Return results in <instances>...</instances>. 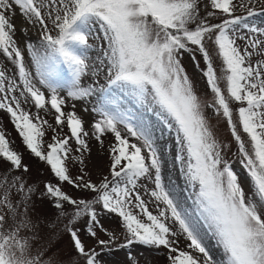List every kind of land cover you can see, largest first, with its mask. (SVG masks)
<instances>
[{"label": "snow or ice", "instance_id": "obj_1", "mask_svg": "<svg viewBox=\"0 0 264 264\" xmlns=\"http://www.w3.org/2000/svg\"><path fill=\"white\" fill-rule=\"evenodd\" d=\"M262 13L264 0H0V111L52 177L29 182L0 131V264H140L136 245L167 264H264ZM93 100L86 128L75 102ZM93 144L106 171L88 167Z\"/></svg>", "mask_w": 264, "mask_h": 264}, {"label": "rangeland", "instance_id": "obj_2", "mask_svg": "<svg viewBox=\"0 0 264 264\" xmlns=\"http://www.w3.org/2000/svg\"><path fill=\"white\" fill-rule=\"evenodd\" d=\"M237 14H240V13L238 12ZM250 22L256 24L257 26L264 27V13L257 15ZM13 23L16 24L17 26V39L21 40L22 38L19 35V29H20L21 24L23 23V20L18 11L15 17L13 18ZM31 39L35 41L36 39L35 34H32ZM197 57L198 59H200L199 54H197ZM214 62L217 65V70L219 71L220 61L214 58ZM184 65L186 67V70L190 78L194 82V87H195L197 94L200 95L202 99H204L205 94L209 93V90L206 85V80L202 77L200 71L196 68L195 64L191 61V58L187 55L184 57ZM0 66H3V65L0 64ZM221 86L224 87L223 82ZM61 95H66V93L61 92ZM72 103H73L72 101H69L66 107V110H72L71 109ZM75 103H76L75 111L77 112L78 115H80L84 119L85 127L87 128L94 119L98 118L96 114L91 111L92 105L97 104L98 101L93 100L91 104H87V105L83 102H75ZM127 106L132 107V105L130 104H127ZM85 107L88 108V111H84ZM32 111L35 112V109L33 108ZM136 111L139 112L138 109ZM206 112H207V115L209 116L210 123L215 133L217 134L218 138L225 142L229 141L231 139L230 132L227 129L226 122L223 120V118L222 117L216 118L210 109L206 110ZM41 114L43 115V112ZM46 118L49 120V123H54L53 115L49 114ZM149 119L152 120L153 123L157 124L158 127L160 126L159 122L156 120L154 116H151L149 114ZM0 131L6 132L7 138L12 142V147L14 150H19L20 152L23 153V163L28 165L30 169V171L27 173L29 182H32V181L42 182V181L50 180L52 178L46 165L38 162L36 159L32 158L26 151L23 150L19 136L15 132L13 125L10 123L9 117L3 111H0ZM64 131L67 132V129L65 128ZM51 135L52 133L51 131H49L48 137H46V139L50 138ZM232 151L233 152L235 151L234 145H233ZM229 159H235L234 157H232L231 153H229ZM105 164H106L105 157L103 155L98 154L97 146L93 144L92 159H91V162L88 163V167L89 168L96 167L103 171H106L107 169L105 167ZM78 167L79 165H76L73 168V175L76 174V168ZM234 167L238 169L239 168L238 163L234 164ZM92 179L93 180L96 179L95 174H93ZM178 183L180 182L178 181ZM182 187L183 185L181 183V188ZM245 188L248 189L247 183H245ZM40 189L41 190L43 189L42 183L40 185ZM64 190L69 193H72V189L68 186H65ZM72 194L75 195L78 193H72ZM103 222L106 227H109V228L117 227V218L114 216L111 219L105 217ZM117 231L119 232L118 228H117ZM102 238H106V237H102ZM119 242H123L122 238H121V241ZM127 251H128L127 249L121 250L120 252L114 253L111 257H108V259L111 261H115V262L124 261L126 259ZM131 251L135 256H137V258L140 261V264H148V262H151V264H167L165 255L163 254V250H161L160 254H157L152 249H148V248H144L142 246L136 245V246H133Z\"/></svg>", "mask_w": 264, "mask_h": 264}]
</instances>
